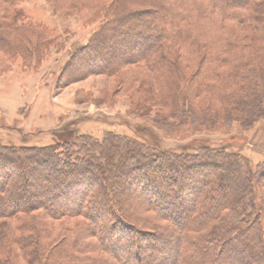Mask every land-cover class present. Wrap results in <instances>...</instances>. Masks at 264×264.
Here are the masks:
<instances>
[{"label": "trees", "instance_id": "obj_1", "mask_svg": "<svg viewBox=\"0 0 264 264\" xmlns=\"http://www.w3.org/2000/svg\"><path fill=\"white\" fill-rule=\"evenodd\" d=\"M143 1L147 5L140 9L130 5L128 14L109 23L108 32L75 50L73 60L78 59L83 68L101 69L102 64L94 65L113 51L102 50L101 43L109 39V33L114 41L122 39L127 53L135 51L132 60L151 62L157 57L172 58L176 48L189 54L205 53L208 48L201 37H210L197 21L211 13L223 21L264 22V0H204L208 11L198 16L188 12L189 0L130 2ZM2 38L0 35V47ZM118 54L119 59H128L123 50ZM206 57L205 53L200 64ZM251 61L243 65L248 68L242 76L243 96L249 107H257L261 100L259 108H264V60ZM107 66L104 69L112 68ZM211 76L208 67L200 66L195 76L180 77L188 79L186 88L201 93L215 85ZM263 115L264 109L251 117ZM53 133L58 140L47 147L0 142V249H8L0 264H14L11 253L15 248L24 264H180L182 256L196 264H256L255 260L264 264V230L260 228L264 224L257 218L246 223L240 219L243 209L253 202H259L264 212V197L259 193L264 171H253L243 157L225 148L229 145L204 143V150L162 151L138 138L114 133H107L103 141L83 134L71 141L60 130ZM231 177L235 179L230 184ZM131 189L146 192L150 200L127 204ZM140 208L164 222L139 216ZM75 216L83 218L75 233L49 231L47 217L57 221ZM136 218L142 224L150 221V231L143 230ZM253 228L256 233L252 235ZM126 244H130L127 253L133 260L115 254ZM90 249L101 250L108 258L96 256ZM149 249L166 250L169 255L163 252L164 261L158 257L146 260Z\"/></svg>", "mask_w": 264, "mask_h": 264}, {"label": "rangeland", "instance_id": "obj_2", "mask_svg": "<svg viewBox=\"0 0 264 264\" xmlns=\"http://www.w3.org/2000/svg\"><path fill=\"white\" fill-rule=\"evenodd\" d=\"M130 1H0V35L3 36L0 47L1 144L52 146L58 140L53 133L56 130L71 137V141L82 134L103 141L107 133H114L138 138L162 151L204 150V143L218 147V143L223 142L224 147L229 145L225 147L228 151L249 162L253 171L263 172L264 115L254 119L251 115L264 108H259L261 100L255 101L257 107L254 104L249 107V100L243 96L246 90L243 91L242 76L247 68L243 65L248 61L264 60V22L223 21L211 12L207 18H199L197 24L210 37L209 40L201 37L208 48L204 64H200L204 50L189 54L178 48L172 58L135 61L132 60L135 51L127 53L122 39L114 41L111 33L101 45L102 50L114 52H107L99 64L94 65L97 68L102 64L101 69L83 68L78 59L74 61V51L108 32L105 28L109 23L113 25L114 20L128 14L130 5L135 9L147 5L146 1L136 4ZM187 5L188 12L196 16L208 11L204 0H189ZM149 39H145L144 44ZM120 50L128 59H119ZM121 59L126 62L118 66ZM107 65L112 68L106 70ZM200 66L208 67L215 82L201 93L186 88L188 79L180 77L195 76ZM219 74L226 76L215 78ZM234 179L231 177L230 184ZM259 189L264 197V186L259 185ZM131 196L127 204L149 198L146 192L134 189H131ZM260 208L259 202H253L246 211L243 209L240 219L246 223L257 218L263 225L264 212ZM138 215L164 222L149 210L140 208ZM136 219L143 230L150 231V221L142 224L141 219ZM46 221L50 222L49 231L56 235L67 229L75 233L76 225L83 218L75 216L53 221L47 217ZM260 228L264 230L263 226ZM254 230H250L252 235L256 233ZM129 247L130 244H126L115 254L133 260L132 254L127 253ZM160 250H147L146 260L158 257L159 261H164L166 250ZM7 251L0 249V259L8 255ZM250 251L252 253L253 249ZM89 252L108 258L101 250L90 249ZM225 253L231 255L229 251ZM186 257L182 256L179 263L196 264ZM11 259L14 264H24L17 248L11 253ZM255 263L258 264V260Z\"/></svg>", "mask_w": 264, "mask_h": 264}]
</instances>
